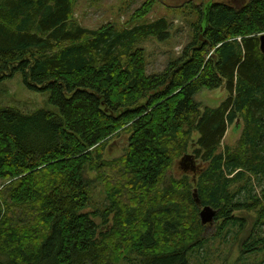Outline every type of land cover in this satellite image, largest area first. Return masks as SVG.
<instances>
[{"label": "trees", "instance_id": "obj_1", "mask_svg": "<svg viewBox=\"0 0 264 264\" xmlns=\"http://www.w3.org/2000/svg\"><path fill=\"white\" fill-rule=\"evenodd\" d=\"M75 6L0 0V83L20 75L56 109L0 107V264H191L208 243L202 208L218 212L220 238L244 226L237 212L263 224L264 187H246L264 180V0L204 7L193 41L154 74L141 44L168 38L165 18L89 30L72 24ZM220 89L217 108L195 100ZM238 121L236 148L220 151ZM125 136L124 156L106 161ZM189 150L202 169L168 178ZM87 173L103 186L102 210H89ZM241 249L261 252L264 238Z\"/></svg>", "mask_w": 264, "mask_h": 264}, {"label": "rangeland", "instance_id": "obj_2", "mask_svg": "<svg viewBox=\"0 0 264 264\" xmlns=\"http://www.w3.org/2000/svg\"><path fill=\"white\" fill-rule=\"evenodd\" d=\"M246 1L248 0H76L72 24L80 25L89 30H97L112 24L120 30L165 18L171 26L168 38L164 41L152 38L141 44L146 55L148 74H154L162 72L170 61L178 59L184 49L193 41L198 13L204 7L211 2L214 4L242 5ZM146 3L151 6V12L140 19L136 13ZM227 97L226 90L220 89L202 91L195 100L202 108H217ZM0 107H12L24 113H32L41 109L56 111L49 102V94L28 90L20 75L0 83ZM243 129L242 121L231 126L222 142L220 151L224 150L225 147L235 149ZM123 138L110 142L104 156L106 161L114 162L124 156L126 145ZM193 139L196 141L198 135L195 134ZM186 154H193V152L189 150ZM183 157L175 161L172 169L168 171V178H181L185 174L180 166ZM202 166L198 159L197 172L202 169ZM187 174L190 178L195 175L190 172V169ZM86 176L93 181L90 189L92 207L89 210L104 209L107 201L102 184L96 180L95 173H87ZM249 181L247 189L260 192L264 187V180L252 178ZM3 185L4 182L0 179V191ZM236 215L243 219L244 226L242 228L236 226L221 238L218 237L220 222L214 220L212 224L204 225L206 227L205 238L208 243L200 252L194 254L191 264H264V250L247 253L241 249L242 242L251 235L264 238V223H257L258 214L256 212L241 211L237 212ZM96 221L99 225L101 224L100 219ZM109 226L103 225V229L107 230ZM119 264L126 263L120 262Z\"/></svg>", "mask_w": 264, "mask_h": 264}, {"label": "water", "instance_id": "obj_3", "mask_svg": "<svg viewBox=\"0 0 264 264\" xmlns=\"http://www.w3.org/2000/svg\"><path fill=\"white\" fill-rule=\"evenodd\" d=\"M211 4L212 3L207 5L208 7L206 9H209ZM201 39H203V28H202V32H201ZM260 40H261V50L264 53V34L261 36ZM238 122H240V121H238ZM238 122H237V124H238ZM127 139H128V137L125 136L123 138L124 142H126ZM180 166L185 173H187L188 170L190 169V172L195 174V173H197V170H198L197 169V161H196L195 157L193 155H190V154L185 155L182 158V160L180 162ZM194 200L198 206L201 205L197 190L194 191ZM217 213L218 212L211 207L207 206V207L203 208V210L200 213V218H201L202 224L205 226L207 224H212L213 221L215 220V216L217 215Z\"/></svg>", "mask_w": 264, "mask_h": 264}, {"label": "flooded vegetation", "instance_id": "obj_4", "mask_svg": "<svg viewBox=\"0 0 264 264\" xmlns=\"http://www.w3.org/2000/svg\"><path fill=\"white\" fill-rule=\"evenodd\" d=\"M212 4H214V2H211Z\"/></svg>", "mask_w": 264, "mask_h": 264}]
</instances>
